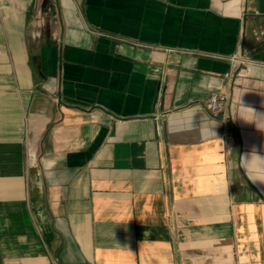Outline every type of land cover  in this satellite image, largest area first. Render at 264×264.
<instances>
[{"label": "crops", "instance_id": "0c3cea01", "mask_svg": "<svg viewBox=\"0 0 264 264\" xmlns=\"http://www.w3.org/2000/svg\"><path fill=\"white\" fill-rule=\"evenodd\" d=\"M262 26L264 0H0V264H264Z\"/></svg>", "mask_w": 264, "mask_h": 264}, {"label": "built area", "instance_id": "2783aa9c", "mask_svg": "<svg viewBox=\"0 0 264 264\" xmlns=\"http://www.w3.org/2000/svg\"><path fill=\"white\" fill-rule=\"evenodd\" d=\"M259 33L261 38L264 39V26L261 27ZM225 102H226V95H224L223 93H214L210 97L208 107L212 112V114L218 115L223 111Z\"/></svg>", "mask_w": 264, "mask_h": 264}]
</instances>
